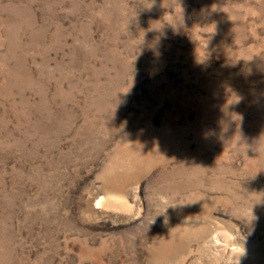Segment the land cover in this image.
<instances>
[{
	"label": "rangeland",
	"instance_id": "rangeland-1",
	"mask_svg": "<svg viewBox=\"0 0 264 264\" xmlns=\"http://www.w3.org/2000/svg\"><path fill=\"white\" fill-rule=\"evenodd\" d=\"M0 264H264V0H0Z\"/></svg>",
	"mask_w": 264,
	"mask_h": 264
}]
</instances>
